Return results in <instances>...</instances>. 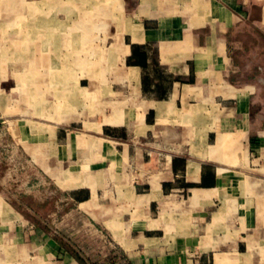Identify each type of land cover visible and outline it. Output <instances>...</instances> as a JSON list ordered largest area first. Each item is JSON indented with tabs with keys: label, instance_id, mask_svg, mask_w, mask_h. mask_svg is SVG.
I'll use <instances>...</instances> for the list:
<instances>
[{
	"label": "crops",
	"instance_id": "0c3cea01",
	"mask_svg": "<svg viewBox=\"0 0 264 264\" xmlns=\"http://www.w3.org/2000/svg\"><path fill=\"white\" fill-rule=\"evenodd\" d=\"M0 264H264V0H0Z\"/></svg>",
	"mask_w": 264,
	"mask_h": 264
}]
</instances>
